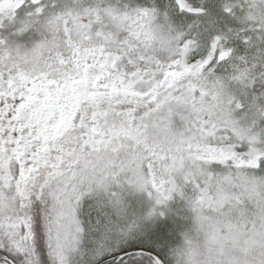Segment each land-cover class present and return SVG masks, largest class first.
<instances>
[{
	"label": "snow or ice",
	"instance_id": "6c2138e0",
	"mask_svg": "<svg viewBox=\"0 0 264 264\" xmlns=\"http://www.w3.org/2000/svg\"><path fill=\"white\" fill-rule=\"evenodd\" d=\"M0 264H264V0H0Z\"/></svg>",
	"mask_w": 264,
	"mask_h": 264
}]
</instances>
